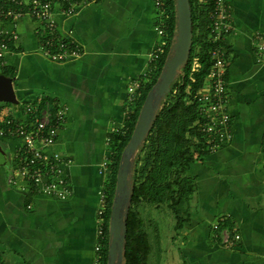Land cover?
Instances as JSON below:
<instances>
[{
	"label": "crops",
	"instance_id": "0c3cea01",
	"mask_svg": "<svg viewBox=\"0 0 264 264\" xmlns=\"http://www.w3.org/2000/svg\"><path fill=\"white\" fill-rule=\"evenodd\" d=\"M229 5L232 30L224 46L232 139L190 163L196 188L189 217L174 229L176 255L171 263L165 256V264H264V52L257 38L264 34V0ZM55 6L60 31L80 46V56L63 63L43 56L39 24L24 15L16 23L19 41L0 66L16 101L0 102V111L10 108L22 119V103L37 96L68 107L53 149L70 160L71 195L61 200L23 188L20 179L8 183L17 140L0 138V264L95 263L107 139L124 126L129 80L151 69L150 54L164 40L155 30L153 0H93L71 16ZM234 229L241 238L230 248L221 236Z\"/></svg>",
	"mask_w": 264,
	"mask_h": 264
},
{
	"label": "built area",
	"instance_id": "2783aa9c",
	"mask_svg": "<svg viewBox=\"0 0 264 264\" xmlns=\"http://www.w3.org/2000/svg\"><path fill=\"white\" fill-rule=\"evenodd\" d=\"M93 0H0V66L6 64V54L11 45L18 43L19 34L16 23L28 15L39 25L36 33L39 37L38 51L54 62L63 63L81 54L80 46L64 32L60 31V22L56 17V4L63 7L62 14L74 15L79 8ZM162 0H153L159 7ZM209 13L210 34L215 43L210 50L212 64L206 81L195 96L199 117V130L205 140L206 148L212 152L227 144L232 139L231 114L227 105L226 70L228 57L225 40L232 30L229 0H211ZM156 32L164 38L150 54V63L159 58L166 44L165 32L156 25ZM261 40L258 48L264 52V34L258 33ZM199 63L196 57L192 60L191 71L196 70ZM149 71L142 77L131 78L127 85V110L140 95L141 88L148 80ZM68 107L64 103L53 102L44 96H37L22 103L23 118H17L7 108L0 111V138L17 140L15 160L7 182L16 184L20 179L24 187L32 188L38 194L56 199H67L71 195L65 167L70 160L61 152L53 149L59 132L66 122ZM110 143V138L107 139ZM111 151L100 164V173L107 174ZM264 153V144H263ZM99 208L97 210V236L99 243L95 246L98 253L94 264H101L102 243L107 237L106 208L107 190L105 185L98 191ZM214 228H218L215 224ZM222 240L230 248L240 241L239 232H222Z\"/></svg>",
	"mask_w": 264,
	"mask_h": 264
},
{
	"label": "trees",
	"instance_id": "16d2710c",
	"mask_svg": "<svg viewBox=\"0 0 264 264\" xmlns=\"http://www.w3.org/2000/svg\"><path fill=\"white\" fill-rule=\"evenodd\" d=\"M189 3L192 43L188 60L172 82L169 93L162 99L152 127L135 155L123 264L148 262L151 246L144 230L143 212L140 209L144 202H166L175 220V230L180 229L188 220V204L196 184L194 179L187 175V170L191 162L210 152L198 127L195 96L204 85L212 64L210 50L215 45L209 28L212 3L211 0H189ZM175 13V0H162L157 7V22L165 32L164 50L151 64L148 80L142 86L140 95L129 105L130 112L125 117L123 128L109 136V148L112 153L105 180L107 237L101 250V264H106L109 212L121 152L132 134L145 96L157 80L174 42L177 28ZM194 57L197 58L199 67L191 71ZM187 133L195 139L194 142L190 141ZM171 150L174 151L171 153ZM154 185H158V189Z\"/></svg>",
	"mask_w": 264,
	"mask_h": 264
},
{
	"label": "water",
	"instance_id": "95a60500",
	"mask_svg": "<svg viewBox=\"0 0 264 264\" xmlns=\"http://www.w3.org/2000/svg\"><path fill=\"white\" fill-rule=\"evenodd\" d=\"M177 28L174 42L161 72L148 90L141 105L132 134L121 152L108 221L106 264H123L127 216L132 195V171L135 155L155 119L162 99L188 60L192 43V20L189 0H175ZM0 98L15 102L11 79L0 75Z\"/></svg>",
	"mask_w": 264,
	"mask_h": 264
},
{
	"label": "rangeland",
	"instance_id": "374dc122",
	"mask_svg": "<svg viewBox=\"0 0 264 264\" xmlns=\"http://www.w3.org/2000/svg\"><path fill=\"white\" fill-rule=\"evenodd\" d=\"M1 71H5L3 67H0V75ZM0 102H3V99L0 98ZM186 135L188 137L190 136L191 142H194L195 139L192 138L189 133ZM141 146L142 144L139 146V149ZM173 151L174 150H171V153ZM2 155L3 152L0 149V158ZM168 157L170 158V156ZM154 186L158 189V185ZM155 204L156 203L152 202H144L143 205H140V209L143 212L142 217L144 219V230L148 235L151 246L147 264H165V256L168 258L167 262L171 263L174 261L176 255V249L174 248V243L172 242L173 232L175 231L173 228L175 220L171 211L167 207L166 202H158V204ZM165 251H167L168 255Z\"/></svg>",
	"mask_w": 264,
	"mask_h": 264
}]
</instances>
